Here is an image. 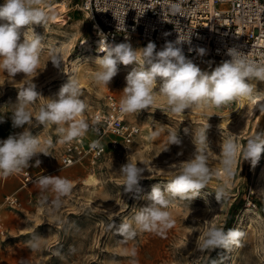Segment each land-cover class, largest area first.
I'll use <instances>...</instances> for the list:
<instances>
[{
  "label": "rangeland",
  "instance_id": "obj_1",
  "mask_svg": "<svg viewBox=\"0 0 264 264\" xmlns=\"http://www.w3.org/2000/svg\"><path fill=\"white\" fill-rule=\"evenodd\" d=\"M59 1H65L69 8L64 15L65 25L50 21L57 16L55 10L47 12L46 24L29 26L43 36L44 47L37 67L29 74L14 76L0 70V140L24 130L13 127L12 112L18 102V91L32 81L44 98L55 99L61 86L76 76L81 99L86 104L84 112L76 119H83L88 127L90 115L104 107L109 89L122 98L130 71L119 64L118 73L108 86L97 84L95 60L83 58L82 44L95 34L93 21L80 10V0H40L38 6L46 11ZM3 2L0 0V4ZM132 41L134 47H146L137 39ZM53 49H59L56 53L62 58L59 67L50 61ZM207 68L210 72L215 69ZM159 85L158 79L157 91ZM42 104L38 98L28 106L32 119L25 128L38 136L42 144L51 139L52 145L48 147V155L38 154L24 167L37 178L29 187L31 193L26 190L18 193L21 204L13 210L5 198L14 195L21 185L14 178L7 179L3 186L0 184V215L7 230L4 237L0 236V264H207L212 250L198 249V238H203L206 226L225 227L230 209L240 194L244 195L245 206L239 209L231 226L243 233L240 244L230 249L220 248L215 260L217 264H264V153L254 168L250 161H243L241 155L247 141L257 132H264V123L260 126L264 114L258 123L251 119L245 124L239 120L238 100L221 106L202 104L174 114L166 98L157 96L151 108L128 114V121L141 130L134 144L108 153L94 168L81 165L64 168L61 161L64 143H58V126L44 125L36 119ZM68 123L63 126L67 128ZM157 129L159 135L152 136ZM199 129H205L207 135L205 155L209 183L193 200L169 195L166 210L173 221L171 227L158 223L155 229L138 230L134 238L125 239L117 231L121 222L131 220L136 210L151 203L147 197L152 187L166 185L170 174L176 170L173 164L192 157L196 150L193 138ZM169 130L178 132L181 145L169 148L166 140ZM229 138L239 143L240 152L227 168L222 146ZM128 157L135 159L138 167L145 168L138 193L124 192L120 169ZM36 160L41 162L39 166H35ZM90 174L96 175L98 183L86 182ZM43 176H60L72 182L71 191L59 197L58 209L52 205L57 193L51 187L41 189L38 184ZM221 189L222 195L217 200L216 193ZM34 235L44 238L36 250L27 243Z\"/></svg>",
  "mask_w": 264,
  "mask_h": 264
},
{
  "label": "clouds",
  "instance_id": "obj_2",
  "mask_svg": "<svg viewBox=\"0 0 264 264\" xmlns=\"http://www.w3.org/2000/svg\"><path fill=\"white\" fill-rule=\"evenodd\" d=\"M38 4L39 0H4L0 4V70L10 75L29 74L40 62L44 47L43 36L29 26L46 24L49 15ZM184 43H191V35H179L176 41L166 42L159 51L154 42H149L146 47L134 49L127 42L108 43L100 40L99 47L103 48L102 52L105 55L95 60L94 79L97 84L108 86L117 75L119 64H134L136 66L126 76V86L119 102L121 112L135 113L149 109L155 105L157 96H162L166 98L168 108L174 114L184 113L185 110L202 104L221 106L234 100L249 98L253 96L255 86L248 81L255 79L264 82V63L250 59L248 54L235 47L227 50V55L231 58L209 73L202 71L185 56L180 46ZM57 52L59 49L52 50L50 61L59 67L62 58L56 54ZM198 52L203 55L205 49L201 47ZM158 79L160 85L157 91ZM36 88L32 81L18 91V102L12 112V122L13 127L24 130L0 140V176L20 172L29 166L30 160L38 154L48 155V147L52 145V140L48 139L42 144L38 136L25 128L32 119L28 106L38 98L43 104L36 119L44 125L58 126L56 129L60 134L58 143L69 142L82 136L88 128L86 121L76 119L86 108L85 101L81 99L80 83L76 76L70 77L61 86L55 99L44 98ZM66 122H69L67 128L63 126ZM159 131L157 129L151 135H159ZM166 140L169 148L171 145L179 146L182 143L175 130H169ZM206 142V130L199 129L194 134L193 143L196 150L192 157L179 164H173L176 170L170 174L166 185L163 188L159 184L152 187L147 197L151 203L136 210L131 220L125 219L121 222L117 229L119 234L125 239H132L138 230L155 229L158 223L171 227L173 221L166 210L170 204L169 195L193 200L209 183ZM222 151L225 156L224 164L230 168L234 157L240 152V145L229 138L223 143ZM262 153L264 132H257L247 141L241 155L243 161H250L254 168ZM40 163L36 160L35 166H39ZM144 172V167H138L135 159L128 157L127 163L120 169V174L124 178V192L138 193L141 190L140 182L145 178ZM38 184L41 189L51 187L57 193V198L52 201L56 209L61 206L59 197L68 194L72 188V182L60 176L40 177ZM222 192L221 189L216 193L217 200ZM242 236L243 233L238 229L225 230L224 227L206 226L203 238H198L197 247L201 251L230 249L234 245L239 246ZM43 239L39 235H34L27 243L36 250L41 247ZM212 264H217V261L212 260Z\"/></svg>",
  "mask_w": 264,
  "mask_h": 264
},
{
  "label": "built area",
  "instance_id": "obj_3",
  "mask_svg": "<svg viewBox=\"0 0 264 264\" xmlns=\"http://www.w3.org/2000/svg\"><path fill=\"white\" fill-rule=\"evenodd\" d=\"M80 10L91 15L95 38L108 43L137 39L146 46L154 42L159 51L179 35H191V43L180 46L196 65L216 68L231 58L227 50L233 47L264 63V0H80ZM105 99L104 107L90 115L85 133L64 142V168H94L108 153L134 144L140 136V127L128 121L129 113L121 112L116 91L109 89ZM9 178L20 183L19 190L37 180L25 168L0 176V184ZM18 192L5 198L10 209L20 205ZM6 234L0 215V236Z\"/></svg>",
  "mask_w": 264,
  "mask_h": 264
},
{
  "label": "bare ground",
  "instance_id": "obj_4",
  "mask_svg": "<svg viewBox=\"0 0 264 264\" xmlns=\"http://www.w3.org/2000/svg\"><path fill=\"white\" fill-rule=\"evenodd\" d=\"M56 11L57 16H53L50 18V21H52L54 24L58 25H65L67 22L64 20V15H66L69 12V8L65 1H59L55 2L53 5L49 6V8L46 10V12L50 11ZM87 16L90 17L92 20V17L90 14L85 13ZM101 39H96L95 35L94 38H90L89 40H85L82 44V52L84 54V59H87L89 61L96 60L99 55L104 56L105 53H100V51H103L102 47H99V42ZM102 41V40H101ZM127 43H130L134 49H140L143 48L141 46L134 47V42L132 40H128ZM98 48V50L95 49ZM79 60L74 63V66L76 67ZM136 65H124V68L126 71H132V69ZM199 66V65H198ZM123 67V66H122ZM200 68L202 65L199 66ZM202 71L209 72V69L206 67L201 68ZM249 82V81H248ZM250 83V82H249ZM253 84V83H252ZM255 86L254 94L253 96L249 98H242L239 101V113L240 117L239 120H243L245 124L249 122L251 119H255L258 123L261 116L264 114V82L259 81L256 84H253ZM88 184H96L97 178L96 175L90 174L86 181Z\"/></svg>",
  "mask_w": 264,
  "mask_h": 264
},
{
  "label": "trees",
  "instance_id": "obj_5",
  "mask_svg": "<svg viewBox=\"0 0 264 264\" xmlns=\"http://www.w3.org/2000/svg\"><path fill=\"white\" fill-rule=\"evenodd\" d=\"M263 123H264V119L261 121V125H260L261 127H262ZM244 206H245L244 195L240 194L230 209L229 215H228L227 220L225 222V227H224L225 230L231 228L239 209H242ZM219 250H220V248L212 251V253H211V255L207 261V264H212V260H215Z\"/></svg>",
  "mask_w": 264,
  "mask_h": 264
},
{
  "label": "crops",
  "instance_id": "obj_6",
  "mask_svg": "<svg viewBox=\"0 0 264 264\" xmlns=\"http://www.w3.org/2000/svg\"><path fill=\"white\" fill-rule=\"evenodd\" d=\"M20 189V188H19ZM23 190H26V191H28L29 192V194L31 193L30 192V190H29V187L28 188H26V189H22V190H18L19 192L18 193H20L21 191H23ZM19 200H20V197H19ZM21 204V203H20Z\"/></svg>",
  "mask_w": 264,
  "mask_h": 264
}]
</instances>
